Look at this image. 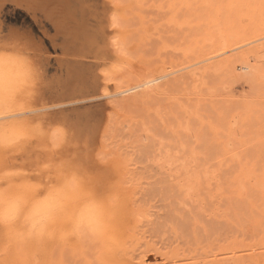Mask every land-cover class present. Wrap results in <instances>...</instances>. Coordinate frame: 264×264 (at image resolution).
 Listing matches in <instances>:
<instances>
[{
	"label": "rangeland",
	"instance_id": "obj_1",
	"mask_svg": "<svg viewBox=\"0 0 264 264\" xmlns=\"http://www.w3.org/2000/svg\"><path fill=\"white\" fill-rule=\"evenodd\" d=\"M263 6L264 0H0V47L9 53L15 47L27 59L33 80L24 101L41 106L15 121L20 136L0 150V201L23 206L22 199L46 186L71 182L84 200L95 194V209L107 205L111 215L135 220L139 233L127 250L134 240L165 243L167 264H227L230 250L223 246L232 247L234 236L240 259L263 252L264 58L257 63L264 53ZM108 18L115 20L109 28ZM110 59L119 68L104 96L97 73L109 70ZM164 73L159 90L142 97L139 88L112 94ZM230 180L247 186L237 211L219 193ZM222 211L232 213L229 222ZM251 217L261 219L260 229ZM19 229L0 223V264H48L37 259L49 250L47 234L30 247ZM81 257L70 261L85 264Z\"/></svg>",
	"mask_w": 264,
	"mask_h": 264
},
{
	"label": "bare ground",
	"instance_id": "obj_2",
	"mask_svg": "<svg viewBox=\"0 0 264 264\" xmlns=\"http://www.w3.org/2000/svg\"><path fill=\"white\" fill-rule=\"evenodd\" d=\"M147 2H148V0H147ZM257 3H258V1H257ZM257 6H259V5H257ZM260 7H262V6H260ZM171 8H172V6H171ZM261 10H263V9H261ZM113 23H115V20L113 18H108L107 19V25H106L107 28H109ZM237 24H238V22H237ZM108 44L111 46V48L112 47L114 48V46H115L114 38L112 39L111 37H109ZM14 48L12 47L13 50L12 51L10 50V53L8 51L9 49L8 50L6 48H1L0 49V150H2L3 152H5V150L11 149L13 147L12 145L14 144L15 140L18 139V137L21 134L20 131L14 126L15 125V121L18 120V119L20 120L21 117L26 116V115H28L31 112L37 111V107L41 108V106H37L36 105L37 107H34V105H32V104H30V103L28 104L27 103L28 101H24L25 99L27 100V98L29 99V93H31V92H29V89L32 88V85L29 88V84H30V78H31L30 74L32 73V71L30 73V70H32V69H31V66L29 65V63L26 62L27 59H25L22 54H18V52H19L18 49H16V48L14 49ZM2 49H6L8 52L6 50L4 52V50H2ZM115 49L116 48H114V50ZM231 50H234V49H231ZM258 50H256V52ZM116 52H117V49H116ZM99 54L101 56L102 53H99ZM108 55L107 54L104 55V57H103L104 61H106L105 58H107V59L110 58ZM253 58H254V56H253ZM262 58H264V53L259 55V56H257V59H258L257 63ZM255 60H256V58H254V61ZM115 61H116V58H115ZM109 62H110V64H109L110 68L108 67L109 70L104 68V70L102 69L101 71H99V73H97V80L100 82V84L102 86L105 87V89H103L104 91L102 90L103 93L101 92L102 93L101 95H104V96L108 95V93L105 92V90H106L105 82H109L110 77H112V75L114 74L113 70L115 71V69L117 70L119 68L117 63H115V65H114V60L111 61V59H110ZM242 63H243V61L241 62V65H242ZM246 63L247 64H245V62H244V67L243 68L248 69L250 67V65H249L248 62H246ZM210 64H211V62H210ZM247 65H248V67H247ZM238 66H240V65H238ZM256 66H258V65L256 64ZM261 67H264V63L261 64ZM253 68H254L253 70H256V69L258 71L261 70V69H258L259 66H258V68L257 67H253ZM194 70H196V69H194ZM245 71L246 70H244V72ZM249 72H251V71H249ZM245 73H248V72H245ZM168 74L169 73H164V74L158 75L156 77L147 78V79L145 78L140 83H137V84H135L133 86H130V87H127V88H123V89L121 88V89H119L118 91H116L114 93L112 92V94H114V95L115 94H123V93H127L129 91H133L135 88H139L140 92H141L140 96L142 97V96L145 95L144 94V90L147 91V93H148L149 91H152L153 88L154 89L160 88V84H159L160 79L166 77ZM240 74H241V72H240ZM156 80L157 81L159 80L158 83H155L156 85L152 84ZM153 85H154V87H153ZM218 112H217V115H219ZM17 122L18 121H16V123ZM212 127H215V126H212ZM209 129H210V127H209ZM213 129L215 130V128H213ZM183 130H181V131H183ZM214 130L211 129V132L214 133L213 132ZM217 135H218V133H217ZM218 139H216V140H218ZM211 143H213V142L211 141ZM219 144L220 143H218V145ZM188 147L189 146H187V148ZM223 148H224V146H223ZM214 149H216V148H214ZM172 151L174 152V150H172ZM187 151H188V149H187ZM224 152L225 151L223 150V155H224ZM161 154H163V153H161ZM226 157H227V155H226ZM221 160H222V157H221ZM224 160H226V158L223 159V161ZM230 161H231V159H230ZM219 162H221V161H219ZM222 166L223 165H221V166L218 165V169H220L219 167H222ZM214 168H215V166H214ZM229 169H231V168H229ZM220 171H221V169H220ZM253 172H255V171H253ZM209 173H210V170H209ZM184 176H186V175H184ZM209 177H213V176L211 175ZM240 179H241V177H240ZM64 180H61V181H64ZM69 182H70V180H69ZM233 182L234 183L232 184L231 180L228 181L227 182L228 187L225 188L226 191L225 190L223 191V189H224L223 188L221 192L219 191V193L221 194L222 203L226 201V204H228L230 209H232L234 207V209L236 208V211H237V205L235 204V203H237L236 202V198H238L240 196V192L243 191L242 190L243 188L245 190H247V186L245 187V185L242 182H240V181L237 182L235 180ZM257 182H259V181H257ZM64 183H60V184H57V185H48L44 189H42V192L39 193V195H34V194L31 195L30 194L31 196H29V198L26 199V202H25L24 199H22L23 201L20 199L22 201L21 204L24 203L23 206L19 205L18 201H15L14 199L13 200L12 199H9V200L8 199L7 200L3 199L2 201H0V223H2V224H9V223H12V222L17 223V226L20 227L19 231L21 230L20 235L22 236V240H23L22 242L24 244H27L28 246L30 245V247H32L31 245H34L33 247L38 246V245L44 243L45 240L47 239V238L44 237V235H42V233L45 232L47 234L49 250H46L45 252L39 254L37 259H38V261L40 263L41 262H46L48 264H72V263L73 264H77L76 260H78L79 258L74 260L75 263L73 261L71 263L70 260H73L75 258V255L81 254L82 257H85V256L87 257L86 260H85V264H148V263H145L146 260H151L152 259L153 261H155L157 258L162 260L161 262H159L160 264H167V262H168V260L170 258V253H169L168 250L167 251L163 250L165 248V246H164L165 243H161L160 246L159 245L157 246V245L150 244V243H147V242H143L144 244H141L140 240H139L138 243H140V244L138 245V244H136V242L138 240H136V241L134 240L133 243H135L134 245H136V247H130L131 250L130 249L127 250V247L129 248V245H127L126 242H128V241L131 242L132 240H129V238L131 236L135 235V233L136 234L139 233V232H137L138 230H137L136 225H135L136 224L135 220L133 221L135 223L134 224V223H132V221L130 222V220L127 217H125L123 214H119V215L116 216L112 212L113 215H111V213L108 212V210H106V206H107L106 204H105L106 206L103 204L105 206V209L104 208H99V207L95 209V207L93 206V203H92L94 200L90 201V200L94 199V197H95V200H96V196H95V194L93 192H92V194H94V197H93V195H91L92 198L90 200H87V199L84 200V197L79 196L81 194V192H79V190L76 191V188L73 187L74 186L73 184H72L73 186H71V184H70L71 182L69 183L70 185L67 184V183H65V184ZM210 183H212V182H210ZM224 183H226V182H224ZM206 185H207V183H206ZM44 186H45V184H44ZM261 186L262 185H260V187ZM224 187H226V186H224ZM229 187H230V190H229ZM201 190H202V188H201ZM257 190H258V188H257ZM38 191H40V190H37V192ZM230 191L233 192L234 196L233 195L232 196H230V195L229 196L228 195L225 196L227 193L228 194L232 193ZM256 192L257 193H261L260 190H258ZM86 193L88 194V192H86ZM241 195H243V193ZM260 195L263 198L264 194H260ZM84 196H85V194H84ZM206 196H208V194ZM24 197L25 196L23 195L22 198H24ZM20 198H21V196H20ZM206 198L208 199V197H206ZM100 199H102V198H100ZM207 201L209 202V200H207ZM247 203L249 204V202H247ZM253 204L250 202V206L253 205ZM223 205H225V204H223ZM231 205L233 206L232 208H231ZM259 205H257V206H259ZM117 206L120 207V204L117 205ZM194 206H195V204H194ZM113 207H115V206H113ZM189 207H190V209L187 212H191V208L192 207L191 206H189ZM202 207H204V204H203V206H201V211L203 209ZM206 207H210V206H208V204H207ZM218 207H219V205H218ZM108 208L110 209V207H108ZM114 209H116V208H114ZM118 209H120V208H118ZM112 210L110 209V211H112ZM197 210L199 211V209H197ZM204 210H206V209H204ZM120 211H122V210H120ZM196 211H195V213H196ZM228 211H231V210H228ZM228 211H226V212L222 211L221 214L222 213H224V214H223V216L220 215L223 218H225V220H226V221H224L225 223L229 222V216L226 215L228 213ZM234 211H232V212H234ZM236 211L234 212L235 215H237ZM214 212H216V211L214 210L213 214H215ZM115 213H117V212L115 211ZM200 213H198V214H200ZM255 213H256V211H255ZM258 213L259 214L261 213L263 215V218H264V207L262 205H261L260 209H258ZM217 214L219 216L220 213H216V215ZM259 214H258V216H259ZM229 215H232V213H230ZM212 216L214 218V215H212ZM251 218H253V217H251ZM221 220L222 219L220 218V221ZM253 220H254V218H253ZM260 220H259V218L256 219V221L254 220L255 221L254 224L255 225L257 224L259 229L261 228V226L259 227V225H261L260 224ZM199 221H197L196 223H198L200 226L198 224H196V225L198 226V228L201 227L202 229L201 228L200 229L205 231L206 230L205 224L202 225L201 224L202 222L201 221L199 222ZM212 221L215 222V219L214 220L212 219ZM263 222H264V220L262 221V223ZM131 223H132V225H131ZM208 223L210 225L212 224L211 222H208ZM227 224H226V226H228ZM201 225L204 226V227H202ZM229 225H230V223H229ZM242 225H243V223H242ZM252 227H254V225ZM252 227H251V229H253ZM244 229H245V227H244ZM208 230L210 231L212 229L208 228ZM248 230H250V228ZM193 231L195 233L196 228ZM239 231H241V230L239 229ZM243 231H245V230H243ZM261 231H259V232H261ZM227 232H228V230H227ZM253 232H254V230H253ZM259 232H258V234H260ZM142 233H144V232H142ZM196 233H198V231ZM127 238H128V240H127ZM132 238L134 239V238H136V236L132 237ZM232 238H233L232 241L229 242V243L232 244V247H230V244H227V243L225 244V246H223V247H225V249H228V251L230 250L229 251L230 252V257H229V259H227V261H228L227 264H248V263L249 264H264V251L261 252L260 254L259 253H255V252L248 253L249 254V255H247L248 259H246L245 261L240 259V255H238V249H237L238 248V246H237L238 242H236V238L234 236ZM60 241H62V242H60ZM165 241H166V238H165ZM128 244H132V243H128ZM59 246L61 247V249L58 248ZM79 246L80 247L82 246V248H80ZM132 246H133V244H132ZM84 248H85V250H84ZM189 248H191V246ZM187 252H189V251H187ZM72 256H74V258H71ZM182 256H183V258H186L187 253L183 254ZM171 260H173V259H171ZM156 263H158V262L156 261L153 264H156ZM183 264H185V263H183ZM187 264H188V262H187Z\"/></svg>",
	"mask_w": 264,
	"mask_h": 264
}]
</instances>
